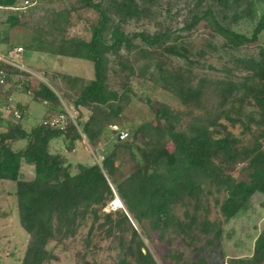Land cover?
Returning <instances> with one entry per match:
<instances>
[{"label": "trees", "instance_id": "16d2710c", "mask_svg": "<svg viewBox=\"0 0 264 264\" xmlns=\"http://www.w3.org/2000/svg\"><path fill=\"white\" fill-rule=\"evenodd\" d=\"M31 1L19 9L18 0H0V6L12 9L3 21L7 28L22 24L20 17L29 13ZM178 2L185 9L180 27L175 24ZM80 9L95 13L89 37L67 34L70 12ZM46 18L62 32L56 44L59 55L92 62L88 80L62 75L69 88H77L74 108L83 106L90 113L82 122L75 119L76 124L67 118L63 127L50 126L43 123L45 117L26 128L22 121L27 106L17 104L19 117L6 118L0 130V180L13 183L18 221L28 236L19 264H49L53 255L48 245L73 238L84 225L82 257L100 236L115 242L114 264H157L142 237L147 239L149 230L158 231L159 237L171 230L192 248L201 236L207 247L220 239L221 222L207 217L200 184L208 180L220 193L215 203L225 221L244 211L254 193H264V0H75L69 9L50 10ZM242 20L254 21L250 30L239 29ZM129 24L137 26L129 30ZM199 28L207 37L196 48L188 36ZM1 46L13 44L0 31ZM205 48L210 54L217 48L229 54L245 73L230 76L231 68L225 66L227 76L214 81L220 96L216 112L198 114L193 108L212 86L206 76L192 80V68ZM170 56L181 59L185 69L171 64ZM3 67L6 81L16 70L26 74L11 65ZM109 71L123 74L121 91L109 86ZM136 77L140 84L151 81L177 98L190 114L186 123L183 112L161 101L153 106L147 97L152 121L134 125L130 139L114 137L111 149L97 161L78 162L73 169L61 151H50V142L57 138L68 149L82 136L95 147L120 117ZM24 84L29 87L30 82ZM32 89L35 98L53 105L47 111H64L63 95L54 85L39 80ZM9 94L0 89V112ZM244 105L256 109V118L244 116ZM236 124L238 133L228 129ZM138 134L144 138L142 145L135 143ZM19 141L24 144L14 147ZM122 153L133 163L124 175L119 173ZM22 161L32 165L31 178L23 177ZM237 169L241 177L234 173ZM115 194L124 208L104 211ZM226 264H264V226L252 253L229 258Z\"/></svg>", "mask_w": 264, "mask_h": 264}, {"label": "rangeland", "instance_id": "374dc122", "mask_svg": "<svg viewBox=\"0 0 264 264\" xmlns=\"http://www.w3.org/2000/svg\"><path fill=\"white\" fill-rule=\"evenodd\" d=\"M74 3L75 0H32L29 13L24 17H20L22 24L11 28H7L3 21L12 9L0 6V31L8 34L13 46L23 48V52L16 58V62L20 67L16 68L26 72L24 74L19 70L14 71L11 75L12 79L6 81V85L3 87L4 90L8 89L10 94L7 105L1 106L0 130L5 126L6 118L17 119L10 112V109H14L17 104L27 106L26 117L22 121L26 128L43 120L50 114L59 112V110L55 112L47 111V108L53 107V105L33 96L32 88L37 86L39 80L54 85L58 92L63 95L62 108L66 106L71 111L75 109L73 98L77 88H69L63 81L62 75L70 74L88 80L92 78L93 74L92 62L87 59L59 55L56 52V44L62 36V32L56 29L55 23L46 18L50 10L69 9ZM23 5L24 0H18L17 7L22 9ZM174 9L179 10L175 24L180 27L185 13L182 2H178ZM94 20L95 13L90 10L71 11L67 34L89 37L90 24ZM253 23L254 21L242 20L238 26L239 29L248 31ZM136 26L135 24H129L128 29L133 30ZM182 33L184 34V32ZM206 37V31L199 28L191 32L188 40L197 48L203 45ZM219 42L220 39H217V44ZM261 43H264V35L261 37ZM1 48L5 49V46H1ZM249 49L254 51L255 47ZM205 50L201 56L197 57L198 61L192 68L193 82L201 76H206L210 78L212 84L205 91L201 105L193 108L192 113L198 114L216 112L220 96L218 95L219 86L214 84V81L227 76L228 72L224 69L225 66L231 68L230 76L234 74L235 77H238L245 73L242 68L235 66L229 54L218 50V48L212 54L208 53L209 51L206 48ZM233 53L235 54V52ZM170 61L174 66L180 64L182 69H185V65L178 57L170 56ZM122 80L123 74L121 72L109 71L108 83L111 88L121 91ZM140 80V77L133 79V92L128 93L130 98L124 105L120 117L104 130L95 147L89 145L84 136L76 140L71 149L65 146L62 138H57L50 142V151H61L70 161L73 169L78 162L92 163L97 161L111 149L112 140L117 136L114 129H112L113 124L117 126V131H127L128 136L126 138L130 139V132L134 125L152 121L153 113L146 102L147 97H149L150 104L153 106L157 105V101H161L183 112L182 122L183 124L186 123L190 118V114L186 112V108L177 98L158 85H154L151 81L140 84ZM26 81L30 82L29 87L24 84ZM8 105L9 107H7ZM76 110L75 119L77 122L84 121L90 113V110L83 106L76 108ZM241 110L248 119H254L257 116L256 109L252 105H244ZM228 129L238 133L241 128L236 124L235 126L229 125ZM143 142L144 138L138 134L135 137V143L142 145ZM23 144L24 141L15 142L14 147ZM121 159L119 173L124 175L131 170L133 163L127 153H122ZM115 163H119V160H116ZM21 172L23 177L31 178L33 176L32 165L22 161ZM234 173L238 177L242 176L238 169ZM200 186L203 191V204L205 205L207 217L210 220L216 219L221 222L222 233L220 239L207 247L205 246V237L201 236L194 241L195 248H192V246L183 243L171 230L164 233L163 237H159L158 231L149 230L147 233L148 238L142 237L157 264H226L229 258L246 257L252 253L254 240L264 226V193H254L244 211L225 221L215 203V200L220 198V193L213 189L211 182L208 180L202 182ZM122 208L124 206L113 208L109 201L103 210L116 211ZM180 212L181 210L178 208L177 213L180 214ZM136 228L140 230L138 226ZM86 231L87 225H84L73 238H68L61 243L51 242L48 246L52 247L53 256L49 264H84L85 262L88 264H114L116 257L115 242L100 236L93 238L87 253L82 257L85 250L83 239ZM127 233L130 234V231ZM27 241L28 236L18 221L13 183L0 180V264H19ZM201 246L203 249L198 248ZM178 253H181L179 257L177 256ZM201 257L204 258L203 263L199 262Z\"/></svg>", "mask_w": 264, "mask_h": 264}, {"label": "built area", "instance_id": "2783aa9c", "mask_svg": "<svg viewBox=\"0 0 264 264\" xmlns=\"http://www.w3.org/2000/svg\"><path fill=\"white\" fill-rule=\"evenodd\" d=\"M27 4H28V0H24V5L22 9H25ZM22 52H23V48L21 46H13L8 49H2L0 47V89L6 85L5 70L3 66L11 65L14 67H20L16 62L17 60L16 58ZM76 111H77L76 108L71 111L69 108L65 106L63 112L50 114L46 119L43 120V123H48L50 126L63 127L67 122V118H69L73 123L76 124V120H75ZM12 113L15 118L19 117V112L16 108L13 109ZM116 127L117 126L115 124L112 125V129H114L119 139H124L128 136L127 131H123V130L117 131ZM110 204L113 208L123 207L122 201L117 194H115L114 198L110 200Z\"/></svg>", "mask_w": 264, "mask_h": 264}, {"label": "water", "instance_id": "95a60500", "mask_svg": "<svg viewBox=\"0 0 264 264\" xmlns=\"http://www.w3.org/2000/svg\"><path fill=\"white\" fill-rule=\"evenodd\" d=\"M128 217H129L130 221L132 222V224L134 225V223H133V221H132L131 217H130V216H128Z\"/></svg>", "mask_w": 264, "mask_h": 264}]
</instances>
